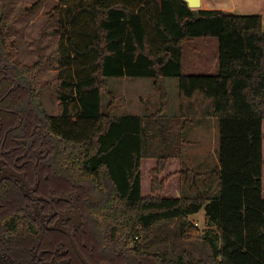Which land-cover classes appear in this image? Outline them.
Wrapping results in <instances>:
<instances>
[{
    "label": "trees",
    "instance_id": "16d2710c",
    "mask_svg": "<svg viewBox=\"0 0 264 264\" xmlns=\"http://www.w3.org/2000/svg\"><path fill=\"white\" fill-rule=\"evenodd\" d=\"M57 2L55 10L67 8L66 20L58 14L59 112L46 121L60 139L59 164L108 193L98 215L113 240L171 264H264L263 17L192 9L184 0ZM73 24L87 42L69 32ZM6 31L1 19L0 58L35 105L44 57L32 65L16 61ZM211 37L219 40L217 73H185L184 45ZM173 77L180 80L175 116L166 114L162 84ZM109 78L153 79L160 108L117 116ZM104 95L110 96L106 111ZM211 118L220 131V168L209 173L218 189L186 196L182 179L209 174L184 166L183 148L191 143L185 131ZM202 209L216 234L191 221Z\"/></svg>",
    "mask_w": 264,
    "mask_h": 264
},
{
    "label": "flooded vegetation",
    "instance_id": "af4514ba",
    "mask_svg": "<svg viewBox=\"0 0 264 264\" xmlns=\"http://www.w3.org/2000/svg\"><path fill=\"white\" fill-rule=\"evenodd\" d=\"M28 95L0 58V264H171L113 240L98 215L108 193L59 164Z\"/></svg>",
    "mask_w": 264,
    "mask_h": 264
},
{
    "label": "rangeland",
    "instance_id": "374dc122",
    "mask_svg": "<svg viewBox=\"0 0 264 264\" xmlns=\"http://www.w3.org/2000/svg\"><path fill=\"white\" fill-rule=\"evenodd\" d=\"M58 0H0V20L4 19L7 26L6 36L15 41L14 59L27 65H32L44 57V67L39 71L40 79V100L49 116H55L59 112V100L57 97L56 85L59 76L57 58L60 51L59 42L61 36L58 34L59 16L67 18V8L64 6L60 11L55 10ZM160 1V0H156ZM197 10L205 9L203 5ZM207 10V9H205ZM55 15V18H52ZM64 23V22H63ZM82 29L90 31L83 23H80ZM78 25H70L69 32L78 41L85 43L88 38L78 35L75 28ZM219 52L218 38H195L184 45L183 51V71L187 74H215L218 67H214L217 63ZM216 57V58H215ZM81 61L78 60L77 64ZM163 87L168 92L166 102V114L178 115L180 109L179 94V78H164L162 80ZM108 87L112 92L115 104V114L117 116L141 115L147 116L156 111L161 106V94L154 85L151 78H109ZM103 110L106 111L110 104V96H103ZM213 122L199 121L194 125H190L185 131V137L192 143L196 144V155L191 157L192 163L187 164L196 171L200 169V164L204 161L210 166L215 165L219 161V122L213 118ZM191 143V144H192ZM193 148V147H192ZM184 152L186 148L184 147ZM187 155V154H186ZM186 157V156H185ZM196 164H199L196 166ZM219 168V166H218ZM201 171V170H200ZM206 179L213 183L210 188L213 190L218 185L217 177ZM194 176L189 179H182L184 186V194L186 196H197L198 185L193 189ZM197 181V180H196ZM198 182V181H197ZM203 185V179L200 180ZM215 189V188H214ZM204 210L191 214L189 217L200 231L208 228L207 220L204 218ZM208 230L213 234L217 232V226H209ZM174 225L170 229H173ZM218 247L223 245L221 239H216Z\"/></svg>",
    "mask_w": 264,
    "mask_h": 264
},
{
    "label": "crops",
    "instance_id": "0c3cea01",
    "mask_svg": "<svg viewBox=\"0 0 264 264\" xmlns=\"http://www.w3.org/2000/svg\"><path fill=\"white\" fill-rule=\"evenodd\" d=\"M201 5H203L205 7V9H207V10H210V9L211 10H223V11H227V12H231V13H235V14H242V15H252V14L261 15L263 17V27H264V0H201ZM216 60H218V59L216 58ZM212 66L217 67L218 64L215 63ZM166 109H167V107H166ZM179 114H180V109H179L178 115ZM173 116H175V115H173ZM212 119L213 118L207 120L206 122H213L215 124V122ZM191 143L184 146L186 148V150H185V152L183 150L182 161H183L185 167L193 169L192 167H189V165L187 164V161H188V157H189V162L192 163L191 157L197 156L195 145L199 144V142L192 143V144ZM197 165H199V164H196V166ZM218 166L220 168L219 161H218V163L216 161L215 165H213V166H210L203 161L200 164V169L198 171H196L195 169H193V170H195L196 172H199V173H205V174L208 173L209 174L212 171L218 170L219 169ZM191 176H194L195 181H192L194 186H193L191 193L187 192V194L191 195L192 193H194L193 191H194V187L196 185H198V188H199L198 193L214 194L217 192L218 185L216 187H214L215 189L213 188V190H212L209 185H211L213 183L206 181V179H208V178H212V180H214V178H216L215 175L209 174L205 177L204 176L196 177L194 174H191L189 177H191ZM201 179H203V185L200 184ZM185 180H184V186H185ZM212 180H211V182H212ZM218 181L219 180L217 178V182ZM184 186H183V192L185 190ZM203 210L204 209H202L201 211H203ZM205 218H206V215L204 212V218H203L204 221H205Z\"/></svg>",
    "mask_w": 264,
    "mask_h": 264
},
{
    "label": "water",
    "instance_id": "95a60500",
    "mask_svg": "<svg viewBox=\"0 0 264 264\" xmlns=\"http://www.w3.org/2000/svg\"><path fill=\"white\" fill-rule=\"evenodd\" d=\"M184 1H186L189 7L192 9H196L201 6V0H184Z\"/></svg>",
    "mask_w": 264,
    "mask_h": 264
},
{
    "label": "built area",
    "instance_id": "2783aa9c",
    "mask_svg": "<svg viewBox=\"0 0 264 264\" xmlns=\"http://www.w3.org/2000/svg\"><path fill=\"white\" fill-rule=\"evenodd\" d=\"M137 240H138V238H137Z\"/></svg>",
    "mask_w": 264,
    "mask_h": 264
}]
</instances>
